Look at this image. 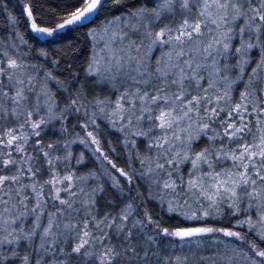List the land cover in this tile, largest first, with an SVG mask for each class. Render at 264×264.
Here are the masks:
<instances>
[{
    "label": "snow or ice",
    "instance_id": "snow-or-ice-1",
    "mask_svg": "<svg viewBox=\"0 0 264 264\" xmlns=\"http://www.w3.org/2000/svg\"><path fill=\"white\" fill-rule=\"evenodd\" d=\"M112 3L121 5L124 0ZM104 5L105 0H82L54 27L38 26L33 19L31 30L52 36L67 27L92 21ZM26 13L32 18L30 7H26ZM89 35L94 43L85 75L96 77V85L105 84L117 92L115 100L94 96L91 103L102 114L110 109L111 117L122 122L120 131L127 129L133 136L147 138V147L155 152V167H149L139 178L148 176L173 197L168 201L167 211L188 220H200L219 214L224 206L237 215L244 205L245 212L256 210L257 219L253 221L248 215L237 226H247L264 241V0H151L150 5H130L126 13L93 28ZM158 49L166 50L163 55L153 56ZM3 57L0 58V264H69L73 254L78 264H87L88 260L98 264H186L187 256L160 254L156 247L159 234L189 242L213 232H222L238 241L244 239L240 232L226 228L170 230L146 212V219L133 217L128 224L131 205L110 222L106 223L107 215L97 220L92 214L95 195L103 189L85 193L73 184L74 179L85 177L60 176L54 172V159L59 158L43 149L40 151L48 158L46 163L52 175L41 183L37 179L41 169L33 170V157L25 153L29 136L23 128L28 124L31 129H39L47 123L42 117L35 121L30 118L33 113L39 116L42 107L50 114L56 106L49 81L66 92L68 89L51 72L38 79L35 64L13 58L7 52H3ZM65 62L71 74V62ZM237 83L243 90L238 92L239 99L233 100L232 90ZM77 84L75 94L69 93L65 112L80 111L81 101L87 102V94L79 81ZM9 116L18 122L17 126L3 130ZM52 118L49 115V120ZM116 120L111 121L113 126ZM145 124L147 131L143 130ZM213 124L221 131H216ZM33 135L40 133L35 131ZM87 135L98 143L91 132ZM200 135L222 144L235 141V146L227 151L223 147L216 151L210 146L190 155L191 142ZM5 149L9 151L6 153ZM12 150L23 155L16 159ZM147 159L151 161L153 157ZM221 161L231 164L218 168ZM185 162L191 163L187 178L178 173L179 165ZM5 168L13 174H4ZM112 168L132 182L133 175L115 164ZM162 174L167 179L162 180ZM78 193L87 199L80 200ZM46 197L53 201L55 211L47 212L43 226ZM189 199L196 203V209ZM55 202L62 207H56ZM30 218L31 225L26 229L23 225ZM89 223L98 234H93ZM147 224L157 231L145 234ZM105 228L121 237L118 245L111 243ZM168 247H172L171 243ZM231 251L235 253L236 248ZM250 251L251 256L243 255L248 264H264V249L253 244ZM60 256L64 259H58ZM199 260L207 264H234L235 256L225 252Z\"/></svg>",
    "mask_w": 264,
    "mask_h": 264
},
{
    "label": "trees",
    "instance_id": "trees-1",
    "mask_svg": "<svg viewBox=\"0 0 264 264\" xmlns=\"http://www.w3.org/2000/svg\"><path fill=\"white\" fill-rule=\"evenodd\" d=\"M141 3L150 5L151 0H124L121 5H114L112 0H105L103 9L93 17L92 21L84 25L67 27L52 36L42 37L31 30L33 19L38 26L54 27L61 22L62 17L80 6L82 0H0V41H2L0 43V58H4L3 52H7L9 56L18 60L22 58L28 64L37 65L38 79H42L46 73L51 72L54 77L64 82V87L68 89L66 92L58 88L55 82H48V88L55 98L56 106L50 114L44 107L40 109L39 116L33 113L31 120L35 121L42 117L47 121L39 129H31L28 124L24 125L23 131L29 136L28 143L24 146L25 153L33 157V170L36 167L41 169L37 174V179H40L41 183L50 179L52 175L49 172L50 166L46 163L48 158L44 157L40 151L43 149L49 152L53 158H59L54 159V172H58L60 176L74 174L75 177H85L84 180H73V184L83 188L85 193H91L93 189L102 188L103 191L97 192L95 195L96 204L92 213L97 220L107 215L109 221L106 223L110 222L112 218L118 217L128 205H131V215L126 222L128 224L132 222L133 217L137 220L146 219L144 216L146 212L153 219L158 218L160 225L168 227L170 230L207 226L237 231L244 237L243 240L238 241L235 237H227L222 232H213L194 237L189 242L159 234L156 239V247L160 249L161 255L187 256L189 259L186 264H207L206 261L199 260V257H215L228 252L229 255L235 256L234 264H248L243 259L244 253L251 256L250 248L253 244L264 249V241H261L254 231H249L247 226L241 228L237 225L248 215H251L255 221L258 215L256 210L251 209L249 212H245L243 211L245 206L241 205V211L237 215H233L231 210L224 206L219 214L210 215L200 220H188L179 213L168 212L167 204L173 197L168 195L167 190H164L162 185L149 180L148 176H144L143 179L139 178L140 174L146 173L149 167H155V152L147 147V138L129 135L127 130L120 131V127L113 126L111 122L113 118L109 113L110 109L102 114L91 103L94 96L109 97L115 100L117 92L108 85H96V77L85 75V69L93 53V40L89 33L93 28H98L111 20L115 15L126 13L130 5L136 4L138 6ZM26 7L31 8L32 18L27 16ZM252 55L254 59L258 58L255 52ZM66 60L71 62V74L67 71ZM56 61L58 63H54ZM249 67H254V64L249 65ZM234 73L235 70H233ZM247 75L248 73L245 72V76ZM77 81L87 94V102L81 101L83 107L80 104L77 105V107H81L80 111L65 112L63 109L69 102V93L75 94L78 87ZM242 90L240 83L233 86V100L239 99L238 92ZM72 98H75V95ZM85 112H87L86 115ZM49 115L53 117L51 120H49ZM17 123L9 116L3 130H7L8 127H16ZM213 127L216 128V131H221V128L215 124ZM144 130L147 131V127ZM35 131H38L40 135H33ZM88 132L92 133L98 143L92 142V137L87 135ZM48 145L54 147L49 149ZM210 146L216 151H219L221 147L227 151L235 146V141L232 143L225 141L222 144L219 140L213 142L208 137L200 135L192 142L189 154L198 153ZM12 147L14 149L15 144ZM97 149L99 150L97 151ZM7 151L9 149H5L6 153ZM11 154L16 159H20L23 155L14 150ZM147 157H153V160L149 161ZM142 161H144L143 164ZM112 164L133 175L132 182L129 183L126 178L120 176L116 169L112 168ZM230 164L231 161H221L217 167H229ZM190 170V162L180 164L178 167V173L185 178H187V172ZM205 171H207L206 166ZM4 174L11 175L13 173L5 168ZM161 179H167V176L162 174ZM47 191L48 187L45 186V193ZM73 191H76V187L73 188ZM61 195L64 196L63 193ZM78 196L80 200L87 199L86 196L79 193ZM46 199L48 204L45 217L42 220L43 226H46L47 212L55 211L51 198L46 197ZM189 203L193 209L197 208L196 203L191 199H189ZM202 203L206 204L207 202L202 201ZM55 204L56 207H62L58 202ZM80 218H84L83 212L80 213ZM117 222L119 221L117 220ZM30 225L31 218L23 226L27 229ZM89 228H92L91 223H89ZM104 230L108 233L113 245H118L121 242V237L113 235L112 229L105 228ZM92 231L93 234H98L97 229L92 228ZM155 231L157 230L153 228L152 224H147L144 228L145 234H152ZM70 243L72 242L70 241ZM169 243L172 245L170 248L168 247ZM234 247L236 248L235 253L231 251ZM65 248L67 250V246ZM75 256L76 254H73L69 264H78ZM58 259L63 260L64 257L60 256ZM87 264H98V262L88 260Z\"/></svg>",
    "mask_w": 264,
    "mask_h": 264
},
{
    "label": "rangeland",
    "instance_id": "rangeland-1",
    "mask_svg": "<svg viewBox=\"0 0 264 264\" xmlns=\"http://www.w3.org/2000/svg\"><path fill=\"white\" fill-rule=\"evenodd\" d=\"M41 36L44 37V36H46V35H41ZM93 43H94V42H93ZM164 50H165V49H164ZM164 50L158 49L157 51L153 52L152 55H153V56H160V55H163V51H164ZM230 63H231V62H230ZM109 113H110V111H109ZM112 118H113V120H116V117H112ZM121 123H122V122H120L119 120H116V124H115V126H116V127H120V126H121ZM145 127H147L146 124H145V126H144V129H145ZM195 127H196L195 124H193V128H192L193 133H195ZM144 129H143V130H144ZM125 130H127V129H125ZM133 130H135V129H133ZM127 131H128V130H127ZM144 131H146V130H144ZM128 134H129V135H132L129 131H128ZM194 140H195V139H194ZM194 140H193V141H194ZM193 141H192V142H193ZM192 142H191V144H192ZM178 148H179V146H178ZM179 150L182 151V152L184 151L183 148H179Z\"/></svg>",
    "mask_w": 264,
    "mask_h": 264
}]
</instances>
